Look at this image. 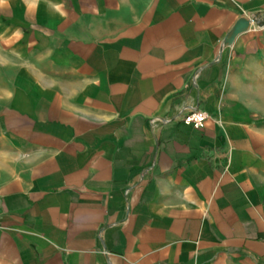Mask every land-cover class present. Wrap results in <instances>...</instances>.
Listing matches in <instances>:
<instances>
[{
  "label": "crops",
  "instance_id": "crops-1",
  "mask_svg": "<svg viewBox=\"0 0 264 264\" xmlns=\"http://www.w3.org/2000/svg\"><path fill=\"white\" fill-rule=\"evenodd\" d=\"M240 20L264 0H0V264H264Z\"/></svg>",
  "mask_w": 264,
  "mask_h": 264
},
{
  "label": "built area",
  "instance_id": "built-area-1",
  "mask_svg": "<svg viewBox=\"0 0 264 264\" xmlns=\"http://www.w3.org/2000/svg\"><path fill=\"white\" fill-rule=\"evenodd\" d=\"M205 119L206 114L203 112L191 110L183 116L182 121L187 125H191L193 128H199Z\"/></svg>",
  "mask_w": 264,
  "mask_h": 264
},
{
  "label": "water",
  "instance_id": "water-1",
  "mask_svg": "<svg viewBox=\"0 0 264 264\" xmlns=\"http://www.w3.org/2000/svg\"><path fill=\"white\" fill-rule=\"evenodd\" d=\"M247 25H248L247 21H245V20H240V21L236 24L235 28L233 29V31H232V36H234V35H236V34L242 32V31H244V30L247 28Z\"/></svg>",
  "mask_w": 264,
  "mask_h": 264
},
{
  "label": "rangeland",
  "instance_id": "rangeland-1",
  "mask_svg": "<svg viewBox=\"0 0 264 264\" xmlns=\"http://www.w3.org/2000/svg\"><path fill=\"white\" fill-rule=\"evenodd\" d=\"M247 28H249L251 31L259 32L264 28V25H260V23L258 22L257 23L254 22L252 25L248 23Z\"/></svg>",
  "mask_w": 264,
  "mask_h": 264
}]
</instances>
